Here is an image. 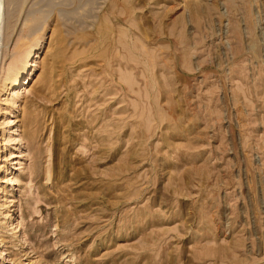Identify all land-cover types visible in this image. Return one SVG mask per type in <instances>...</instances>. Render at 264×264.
<instances>
[{"label":"rangeland","instance_id":"obj_1","mask_svg":"<svg viewBox=\"0 0 264 264\" xmlns=\"http://www.w3.org/2000/svg\"><path fill=\"white\" fill-rule=\"evenodd\" d=\"M3 1L0 264H264V0Z\"/></svg>","mask_w":264,"mask_h":264},{"label":"bare ground","instance_id":"obj_2","mask_svg":"<svg viewBox=\"0 0 264 264\" xmlns=\"http://www.w3.org/2000/svg\"><path fill=\"white\" fill-rule=\"evenodd\" d=\"M3 1V0H2ZM5 1V0H4ZM4 1H3V3H4ZM0 6H1V3H0ZM4 7V6H3ZM2 7V8H3ZM2 8L0 7V39H1V37H2V31H3V27L5 26L4 25V18L6 17H3V11H2ZM5 10V9H4ZM4 14H5V12H4ZM6 15V14H5ZM41 25V24H40ZM5 29V28H4ZM24 70H25V68L24 69H22L21 71H20V73H22V74H26V72H24ZM26 75H28V74H26ZM25 75V76H26ZM18 75H15L12 79H11V81H10V84H11V86H16L17 85V83H18Z\"/></svg>","mask_w":264,"mask_h":264}]
</instances>
